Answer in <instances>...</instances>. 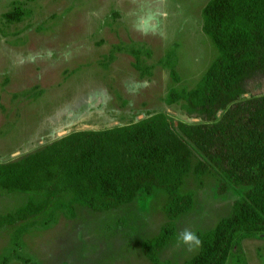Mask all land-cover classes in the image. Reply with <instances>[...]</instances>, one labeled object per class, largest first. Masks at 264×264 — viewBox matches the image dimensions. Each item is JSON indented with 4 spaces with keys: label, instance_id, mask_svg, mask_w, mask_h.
<instances>
[{
    "label": "rangeland",
    "instance_id": "rangeland-1",
    "mask_svg": "<svg viewBox=\"0 0 264 264\" xmlns=\"http://www.w3.org/2000/svg\"><path fill=\"white\" fill-rule=\"evenodd\" d=\"M209 1L0 0V163L72 131L123 126L147 113L164 112L175 126L186 121L166 98L173 88H194L218 54L202 31ZM15 8L17 20H8ZM139 51L146 73L133 66ZM247 89L264 93V76ZM200 158L195 150L194 165ZM200 182L194 173L186 179L183 191L194 195L195 207L178 221L175 240L160 255L164 263L194 257L200 246L189 251L178 233L210 231L244 193L219 195L216 174ZM27 195L0 190V214L17 211ZM166 199L156 191L104 213L77 207L73 219L56 210L0 229V264H152L141 242L159 235ZM227 264H264V238L245 240Z\"/></svg>",
    "mask_w": 264,
    "mask_h": 264
},
{
    "label": "trees",
    "instance_id": "trees-1",
    "mask_svg": "<svg viewBox=\"0 0 264 264\" xmlns=\"http://www.w3.org/2000/svg\"><path fill=\"white\" fill-rule=\"evenodd\" d=\"M16 9L5 17L17 20ZM202 21L218 54L194 88H173L166 98L187 120L175 126L164 112L147 113L123 126L72 131L0 163V190L29 196L17 211L0 214V229L56 210L73 219L77 207L104 213L161 191L167 221L141 250L152 264H167L160 255L175 240L180 218L195 207L194 195L183 191L194 173L201 185L216 174L219 195L231 188L244 193L230 216L197 234L199 252L181 264H227L245 240L264 238V93L247 89L264 76V0H210ZM138 53L133 66L146 73ZM167 67L179 82L173 62ZM195 150L201 156L196 165Z\"/></svg>",
    "mask_w": 264,
    "mask_h": 264
},
{
    "label": "clouds",
    "instance_id": "clouds-1",
    "mask_svg": "<svg viewBox=\"0 0 264 264\" xmlns=\"http://www.w3.org/2000/svg\"><path fill=\"white\" fill-rule=\"evenodd\" d=\"M144 34L148 33L144 32ZM178 242L180 244L186 245L189 251L198 248L202 243L197 233L187 227L178 233Z\"/></svg>",
    "mask_w": 264,
    "mask_h": 264
}]
</instances>
